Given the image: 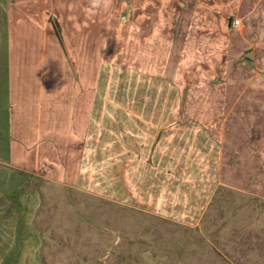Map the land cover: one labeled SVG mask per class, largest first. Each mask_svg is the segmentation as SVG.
Instances as JSON below:
<instances>
[{
	"label": "crops",
	"instance_id": "crops-1",
	"mask_svg": "<svg viewBox=\"0 0 264 264\" xmlns=\"http://www.w3.org/2000/svg\"><path fill=\"white\" fill-rule=\"evenodd\" d=\"M263 4L0 0V264H35L37 232L45 230L32 221L40 185L61 184L48 169L62 166L68 120L84 118L83 89H94L100 72L123 79L127 105L149 102V78L156 89H173L155 101L166 110L123 113L155 121L139 136L153 137L140 144L150 142L157 168L216 169L167 192L158 186L145 205L157 236L152 246L141 243V257L154 264H264V48L245 49L259 39L253 31L263 22ZM123 135L131 152L137 131L124 128ZM43 243L45 264L53 254L60 264L84 263L75 255L69 261L65 240L54 250L52 241Z\"/></svg>",
	"mask_w": 264,
	"mask_h": 264
},
{
	"label": "rangeland",
	"instance_id": "rangeland-1",
	"mask_svg": "<svg viewBox=\"0 0 264 264\" xmlns=\"http://www.w3.org/2000/svg\"><path fill=\"white\" fill-rule=\"evenodd\" d=\"M260 10L263 22L258 24L259 31L256 30L257 25L253 31V34L259 35V39L249 40L245 49L257 46L264 48V4ZM169 82V79H164V85ZM162 84L156 89L152 86L155 81L149 78V102L141 105L124 103L123 79L114 80L107 72L95 73L94 89H83L84 118L68 120L67 150L60 152L62 166L48 169L51 175L47 177L61 184H54L53 181L52 184L40 185L42 198L36 201V213L32 221L35 220L48 231L37 232L41 243L36 248L35 264H45L43 242L52 241L54 250L59 240H65L71 246L68 249L69 261H74L70 256L75 255L83 259V264H108L107 258L110 255L115 257L113 264H154V257L148 255L146 259L139 253L141 243L148 242L152 246L157 236V223L146 213L145 205L154 201L158 186L167 192L171 187L176 189L181 186V182L192 180L198 171L201 175H213L216 171L215 168H157L156 153L151 151L153 148L150 142L140 144L141 139L150 141L153 137L139 136L140 128H151L155 121L135 117L130 121L129 118H123L128 107H131L132 112L144 111L148 116L156 111L157 106L166 110V104L157 105L155 101L172 95L173 89L166 86L161 88ZM167 122L170 121H164V124L167 125ZM130 127L133 133L137 131L138 134L131 136V152L125 150L123 135L124 128ZM113 131H116L114 137L111 135ZM180 157L175 158L178 163H181ZM52 161L58 165L55 153L52 154ZM227 170L229 176H234V169ZM61 173L63 176L60 177ZM162 175L164 184L158 185L157 181ZM65 227L67 229L63 233ZM187 232L185 230V234ZM154 249L150 246L148 248L149 251ZM57 259L59 257L53 254L52 263L46 264H60ZM7 264L18 263L11 261Z\"/></svg>",
	"mask_w": 264,
	"mask_h": 264
},
{
	"label": "built area",
	"instance_id": "built-area-1",
	"mask_svg": "<svg viewBox=\"0 0 264 264\" xmlns=\"http://www.w3.org/2000/svg\"><path fill=\"white\" fill-rule=\"evenodd\" d=\"M239 24V20L238 19H233L231 22V26H237Z\"/></svg>",
	"mask_w": 264,
	"mask_h": 264
},
{
	"label": "water",
	"instance_id": "water-1",
	"mask_svg": "<svg viewBox=\"0 0 264 264\" xmlns=\"http://www.w3.org/2000/svg\"><path fill=\"white\" fill-rule=\"evenodd\" d=\"M245 56L248 57V58H251L252 54H251V52H248V53H246ZM122 264H123V263H122Z\"/></svg>",
	"mask_w": 264,
	"mask_h": 264
}]
</instances>
